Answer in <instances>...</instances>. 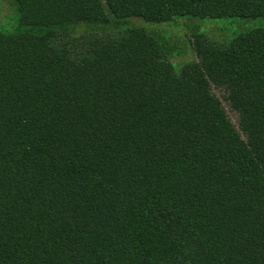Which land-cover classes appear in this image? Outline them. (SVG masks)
Masks as SVG:
<instances>
[{"label":"trees","instance_id":"16d2710c","mask_svg":"<svg viewBox=\"0 0 264 264\" xmlns=\"http://www.w3.org/2000/svg\"><path fill=\"white\" fill-rule=\"evenodd\" d=\"M14 1L0 264H264V24L221 45L193 30L179 69L143 27L73 36L109 21L105 7L117 21L255 19L264 0Z\"/></svg>","mask_w":264,"mask_h":264},{"label":"rangeland","instance_id":"374dc122","mask_svg":"<svg viewBox=\"0 0 264 264\" xmlns=\"http://www.w3.org/2000/svg\"><path fill=\"white\" fill-rule=\"evenodd\" d=\"M109 21L107 22H82L69 27L73 36L94 33V36L106 37L115 36L123 32L126 27H143L152 33L162 44L164 54L173 63L176 69L188 61L196 59V55L191 43V32L197 29L205 37L218 45L226 44L233 36L254 27L264 24V18H239V17H220V18H191L175 17L168 22H150L140 17H128L117 21L105 7ZM19 12L14 0H0V30L13 32L18 28ZM73 28V30H72ZM212 92L220 99L222 106L236 129L238 126V114L229 106L226 100V92L223 88L211 86ZM242 137L244 134L240 131Z\"/></svg>","mask_w":264,"mask_h":264}]
</instances>
